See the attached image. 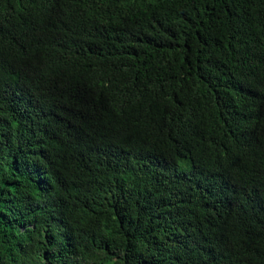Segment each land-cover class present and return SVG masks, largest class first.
<instances>
[{"label": "trees", "instance_id": "trees-1", "mask_svg": "<svg viewBox=\"0 0 264 264\" xmlns=\"http://www.w3.org/2000/svg\"><path fill=\"white\" fill-rule=\"evenodd\" d=\"M0 264H264V0H0Z\"/></svg>", "mask_w": 264, "mask_h": 264}, {"label": "rangeland", "instance_id": "rangeland-1", "mask_svg": "<svg viewBox=\"0 0 264 264\" xmlns=\"http://www.w3.org/2000/svg\"><path fill=\"white\" fill-rule=\"evenodd\" d=\"M146 164H147V161H144V162H143V167H144V165H146Z\"/></svg>", "mask_w": 264, "mask_h": 264}]
</instances>
